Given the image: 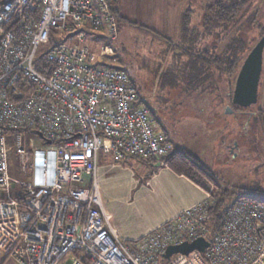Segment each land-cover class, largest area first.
<instances>
[{
    "label": "built area",
    "instance_id": "obj_1",
    "mask_svg": "<svg viewBox=\"0 0 264 264\" xmlns=\"http://www.w3.org/2000/svg\"><path fill=\"white\" fill-rule=\"evenodd\" d=\"M93 33L105 37L98 51L84 44ZM117 37L109 0L1 1L0 250L20 264H160L169 246L202 237L208 246L181 254L188 264H264L261 198L224 206L215 232L209 193L138 239H121L106 221L97 154L164 166L174 149L117 64Z\"/></svg>",
    "mask_w": 264,
    "mask_h": 264
},
{
    "label": "rangeland",
    "instance_id": "obj_2",
    "mask_svg": "<svg viewBox=\"0 0 264 264\" xmlns=\"http://www.w3.org/2000/svg\"><path fill=\"white\" fill-rule=\"evenodd\" d=\"M121 1L123 11L133 21L118 19L113 56L144 97V104L154 111L161 129L176 147L184 149L205 167L220 186L262 198L256 189H264V92L260 94L257 110L262 116L249 123L240 118L231 102L235 77L227 80L225 76H215L213 86L187 91L183 89L187 83H183L184 79L180 81L181 63L186 57L185 52L178 53L177 44L184 13L188 19L186 32L191 36L188 39L193 41L197 34L194 52L211 46L219 51L235 35L236 26H229L228 33L221 26L214 27L212 34L206 33L205 24L211 16L209 6L215 0ZM253 5L259 11L257 26L247 24L238 33L248 40L253 38L252 43L264 32L259 28L264 25V0H254ZM91 39L87 38L84 44L94 51L104 44L100 38H96L97 42ZM227 106L233 111L227 112ZM8 158L10 176L19 182L24 180L21 158L14 150ZM202 182L209 191L213 189L212 182L203 178ZM19 189L20 184L15 188L13 184L12 195ZM189 262V258L183 259L181 254L174 253L164 264ZM0 264L20 263L0 250Z\"/></svg>",
    "mask_w": 264,
    "mask_h": 264
},
{
    "label": "crops",
    "instance_id": "obj_3",
    "mask_svg": "<svg viewBox=\"0 0 264 264\" xmlns=\"http://www.w3.org/2000/svg\"><path fill=\"white\" fill-rule=\"evenodd\" d=\"M109 2L117 29L118 17L122 21H133L123 11L121 0ZM87 38H92L93 42L100 38L105 43V37L99 33L89 34ZM168 140L174 149L184 150L176 147L169 137ZM150 169L145 159L135 156L116 162L108 154H97L95 178L103 212L106 221L123 240L144 236L208 195L201 186L166 165L151 174Z\"/></svg>",
    "mask_w": 264,
    "mask_h": 264
},
{
    "label": "trees",
    "instance_id": "obj_4",
    "mask_svg": "<svg viewBox=\"0 0 264 264\" xmlns=\"http://www.w3.org/2000/svg\"><path fill=\"white\" fill-rule=\"evenodd\" d=\"M1 1L2 0H0V3ZM253 4L254 0H215L211 6H209V9H211V16L209 22L205 24V31L207 34H212L213 28L217 26H221L225 31L227 29V33L229 31V26H236L235 35L232 39L229 38L228 42L219 51H216V46H211L210 48L205 47L198 52H194L195 47L193 46L197 34L193 37V41L188 39L191 38V36H188L186 32V25L188 24L187 14L184 13V16L182 15L180 30L178 31L180 43L177 44V48L179 49L178 53L183 54L185 52L183 55L186 57L185 61L181 63L182 70L180 72V81L184 79L183 83H187L186 87L183 89H186V91L198 87L204 89L214 84L212 79L219 75L225 76L227 80L236 76L241 61L246 56L251 47L250 43L253 41V38L248 40L238 33L247 24H258L259 11ZM225 36L227 37V34H225ZM204 82L208 83H206L207 86H201ZM138 95L139 97L142 96L139 93ZM149 110L154 116V111L150 108ZM261 116V113L259 115L256 114V116L251 117L247 122L252 123V121L258 120L257 117ZM244 133L248 137V132L245 131ZM250 135H252V133H250ZM145 160L151 166L148 172L149 174L161 167L153 164L151 159ZM165 165L175 173L188 177L214 197L213 203L208 207L210 216L209 227L211 228V232H215L220 228L222 208L233 202L235 198L247 196L245 194H239V189L230 190L227 186H220L217 180L214 179V176L185 150L173 149L172 152L165 157ZM202 178L212 182L214 187L211 191L206 188L202 182ZM260 189L256 190L262 195L261 199L264 200V189ZM164 262V260H161L160 264H164Z\"/></svg>",
    "mask_w": 264,
    "mask_h": 264
},
{
    "label": "water",
    "instance_id": "obj_5",
    "mask_svg": "<svg viewBox=\"0 0 264 264\" xmlns=\"http://www.w3.org/2000/svg\"><path fill=\"white\" fill-rule=\"evenodd\" d=\"M263 47L264 34L259 38L258 42L248 53L239 69L235 80V87L233 90V103L237 102L236 96L241 92L240 88L250 87L252 90L256 89L261 72ZM226 111L232 112L233 110L229 106H227ZM206 246H208V242L204 238L198 237L193 239L192 241H185L179 244L169 246L164 256L170 257L174 253L188 255L193 250L201 251Z\"/></svg>",
    "mask_w": 264,
    "mask_h": 264
},
{
    "label": "flooded vegetation",
    "instance_id": "obj_6",
    "mask_svg": "<svg viewBox=\"0 0 264 264\" xmlns=\"http://www.w3.org/2000/svg\"><path fill=\"white\" fill-rule=\"evenodd\" d=\"M255 25L257 26V24H255ZM260 29L263 30L264 29V25L260 26ZM263 34H264V32L262 33V35ZM260 37H257L254 43H252L253 41L251 40L252 41L250 43L251 47L248 50L246 56L251 51V49L254 47V45L258 42ZM246 56L241 61L239 69H240L244 59L246 58ZM239 69L237 71V74L239 72ZM237 74L235 76V80H236ZM234 87H235V82H234ZM240 89H241V92L236 96L237 102L236 103L232 102L233 92H232V96H231V102L235 106V109L237 110V113L239 114L240 118L241 119L245 118L247 121H249L251 117L256 116L257 110L259 109L258 105H259L260 97H261L260 94H261V92H264V47H263V50H262L261 72H260V77L258 79V83H257L256 89L252 90L250 87H248V88H240ZM254 107H256V108L253 109ZM234 146H236V144H234ZM234 155H236V154H234Z\"/></svg>",
    "mask_w": 264,
    "mask_h": 264
}]
</instances>
